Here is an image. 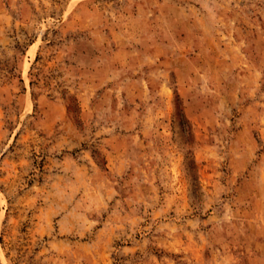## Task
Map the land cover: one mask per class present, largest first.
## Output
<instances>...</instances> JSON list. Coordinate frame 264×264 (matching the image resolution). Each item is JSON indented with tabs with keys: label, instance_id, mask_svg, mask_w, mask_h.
I'll use <instances>...</instances> for the list:
<instances>
[{
	"label": "rangeland",
	"instance_id": "obj_1",
	"mask_svg": "<svg viewBox=\"0 0 264 264\" xmlns=\"http://www.w3.org/2000/svg\"><path fill=\"white\" fill-rule=\"evenodd\" d=\"M0 264H264V0H0Z\"/></svg>",
	"mask_w": 264,
	"mask_h": 264
}]
</instances>
